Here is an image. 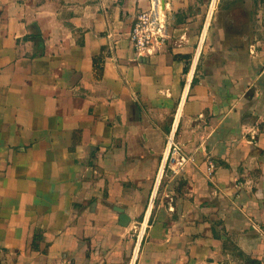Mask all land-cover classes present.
I'll list each match as a JSON object with an SVG mask.
<instances>
[{
  "label": "crops",
  "instance_id": "crops-1",
  "mask_svg": "<svg viewBox=\"0 0 264 264\" xmlns=\"http://www.w3.org/2000/svg\"><path fill=\"white\" fill-rule=\"evenodd\" d=\"M160 3L0 0V264H264V0Z\"/></svg>",
  "mask_w": 264,
  "mask_h": 264
},
{
  "label": "built area",
  "instance_id": "built-area-1",
  "mask_svg": "<svg viewBox=\"0 0 264 264\" xmlns=\"http://www.w3.org/2000/svg\"><path fill=\"white\" fill-rule=\"evenodd\" d=\"M150 2H151V7L147 10H142L138 13L136 20L130 31V36H129L130 41L135 51L139 55H142L144 53H149L150 49L154 45H159L163 43L168 37L167 17L161 10L160 0H150ZM174 139L175 136L173 137L172 143L170 145L168 158L171 152L172 153L171 167L181 164H182L181 166H183V162L186 160L187 157L186 154L183 152L180 144L174 142ZM210 168L211 169L214 168L213 163H210ZM138 240L139 241L141 240L140 236ZM137 249L135 250V252H137Z\"/></svg>",
  "mask_w": 264,
  "mask_h": 264
},
{
  "label": "water",
  "instance_id": "water-1",
  "mask_svg": "<svg viewBox=\"0 0 264 264\" xmlns=\"http://www.w3.org/2000/svg\"><path fill=\"white\" fill-rule=\"evenodd\" d=\"M120 216H119V224L122 226H128L131 222V218L128 216V214L125 212L124 208L118 209Z\"/></svg>",
  "mask_w": 264,
  "mask_h": 264
},
{
  "label": "rangeland",
  "instance_id": "rangeland-1",
  "mask_svg": "<svg viewBox=\"0 0 264 264\" xmlns=\"http://www.w3.org/2000/svg\"><path fill=\"white\" fill-rule=\"evenodd\" d=\"M174 142H176L175 139H174ZM167 143H168V139H167ZM171 157H172V153L170 152V156H169V158L167 160V164H166L167 168L171 167V165H172V158ZM141 231H142V226L139 225V228H137L136 231H134V239H138L139 238V236L141 235Z\"/></svg>",
  "mask_w": 264,
  "mask_h": 264
},
{
  "label": "bare ground",
  "instance_id": "bare-ground-1",
  "mask_svg": "<svg viewBox=\"0 0 264 264\" xmlns=\"http://www.w3.org/2000/svg\"><path fill=\"white\" fill-rule=\"evenodd\" d=\"M144 227H145V224H144V226H143V230H144ZM143 230L141 231V235H140V238L142 237V235H143ZM139 249V248H138ZM135 259V258H134Z\"/></svg>",
  "mask_w": 264,
  "mask_h": 264
},
{
  "label": "trees",
  "instance_id": "trees-1",
  "mask_svg": "<svg viewBox=\"0 0 264 264\" xmlns=\"http://www.w3.org/2000/svg\"><path fill=\"white\" fill-rule=\"evenodd\" d=\"M98 60H96V62H97Z\"/></svg>",
  "mask_w": 264,
  "mask_h": 264
}]
</instances>
